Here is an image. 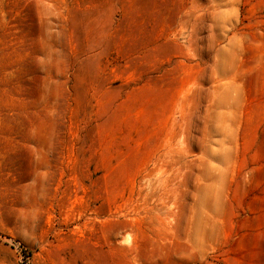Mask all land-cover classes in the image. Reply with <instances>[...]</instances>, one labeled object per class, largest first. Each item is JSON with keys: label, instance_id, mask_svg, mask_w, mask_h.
Masks as SVG:
<instances>
[{"label": "rangeland", "instance_id": "374dc122", "mask_svg": "<svg viewBox=\"0 0 264 264\" xmlns=\"http://www.w3.org/2000/svg\"><path fill=\"white\" fill-rule=\"evenodd\" d=\"M0 264H264V0H0Z\"/></svg>", "mask_w": 264, "mask_h": 264}]
</instances>
